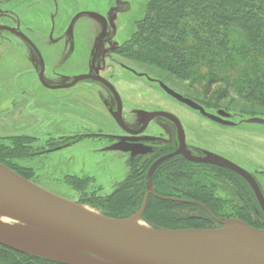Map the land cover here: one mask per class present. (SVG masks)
<instances>
[{"label":"rangeland","instance_id":"374dc122","mask_svg":"<svg viewBox=\"0 0 264 264\" xmlns=\"http://www.w3.org/2000/svg\"><path fill=\"white\" fill-rule=\"evenodd\" d=\"M145 4L146 0H0V25L19 30L34 44L44 64L46 85L62 86L91 72L117 91L124 125L137 129L150 112L174 115L183 128L187 153L205 150L250 172L259 170L262 173L255 174L264 189V125L251 122L264 120V105L251 103L233 90L221 96L223 85L206 86L207 80L197 85L112 53L133 33ZM39 69L36 55L24 41L0 32V148L10 150L15 140L21 141L26 154L8 157V162L27 172L42 189L102 215L93 206L94 199L112 193L127 179L133 163L142 165L149 148L143 142L138 156L109 148L105 135L123 133L111 116L115 101L101 84L83 79L70 88L48 89L38 79ZM184 100L224 122L208 119ZM170 128L162 119H154L139 137L159 143L158 138L172 136ZM206 177L207 187L227 211L247 203L238 183L232 188L222 179ZM74 180L85 181L86 187L74 190ZM168 186L161 199L199 205L186 197L182 184ZM145 196L136 212L120 220L137 219L146 228L159 230L142 219ZM185 211L198 213L193 208ZM227 219L237 218H214L218 228Z\"/></svg>","mask_w":264,"mask_h":264},{"label":"trees","instance_id":"16d2710c","mask_svg":"<svg viewBox=\"0 0 264 264\" xmlns=\"http://www.w3.org/2000/svg\"><path fill=\"white\" fill-rule=\"evenodd\" d=\"M111 51L197 85L204 80L206 86L223 85L221 96L233 90L251 103L264 105V0H146L145 12L133 33ZM22 145L15 140L10 150L0 148V164L29 180L27 172L7 161L8 157L26 154ZM152 162L143 161L141 166L137 165L140 162L133 163L127 179L108 196L94 199L93 206L102 215L117 220L136 212L146 193V174ZM207 174L213 178L209 181L235 176L226 169L195 164L180 156L159 164L151 178L154 191L147 197L143 221L156 229L206 230L219 227L215 217H230L253 229H264V218H254L250 205L232 206L227 211L213 189L207 187ZM173 182L182 184L187 189L186 197L199 205L161 199ZM71 187L80 191L86 182L74 180ZM187 208L197 209L198 213L184 212ZM0 264L61 263L0 244Z\"/></svg>","mask_w":264,"mask_h":264},{"label":"water","instance_id":"95a60500","mask_svg":"<svg viewBox=\"0 0 264 264\" xmlns=\"http://www.w3.org/2000/svg\"><path fill=\"white\" fill-rule=\"evenodd\" d=\"M1 31L19 37L33 50L40 63L38 79L45 88H70L83 79L101 84L109 91L116 103V110L112 114V118L125 133L132 136L141 134L150 121L158 117L166 119L175 126L178 148L174 153L155 161L148 169L144 203L148 195L153 194L151 177L156 166L175 155H180L194 163L219 165L241 176L248 182L258 206L264 214V199L255 181L246 171L212 153L205 152L203 158L189 156L185 147L184 131L174 115L165 112H150L143 115L141 127L138 130L128 129L122 122L121 99L108 81L89 72L84 76L74 78L68 84L48 86L43 81L44 64L34 44L16 29L0 25ZM183 103L211 120L217 121L219 119L218 116L205 113L202 107L189 100H184ZM218 115L226 117L223 112H219ZM251 122L264 125L262 119H251ZM112 150L129 151L130 149L116 145L112 147ZM154 196L156 195L154 194ZM178 202L191 203L187 201ZM0 212L20 225L27 224L55 234L59 240L77 248L81 256L9 241L0 236L1 245L61 264H241L215 249L191 240L186 236V233L225 239L247 249L264 264V230L250 228L237 219H227L221 222L220 228L206 230H141L129 226V220L106 217L52 194L2 164H0ZM232 225L241 229L244 237L248 239L247 243H242L233 238Z\"/></svg>","mask_w":264,"mask_h":264},{"label":"bare ground","instance_id":"6f19581e","mask_svg":"<svg viewBox=\"0 0 264 264\" xmlns=\"http://www.w3.org/2000/svg\"><path fill=\"white\" fill-rule=\"evenodd\" d=\"M12 219L0 212V236L9 241H15L39 247L43 249L59 251L74 256H81L79 251L74 246L67 244L57 238L53 233L46 232L38 227L30 226L27 224H21L19 226H11ZM128 225L137 229L151 231L146 228L139 220L132 219L128 222ZM233 238L242 242L247 243L248 239L244 237L241 229L236 226H231ZM191 240L215 249L241 264H262L256 256L251 255L244 248L234 245L222 238L195 236L194 234L186 233Z\"/></svg>","mask_w":264,"mask_h":264},{"label":"flooded vegetation","instance_id":"af4514ba","mask_svg":"<svg viewBox=\"0 0 264 264\" xmlns=\"http://www.w3.org/2000/svg\"><path fill=\"white\" fill-rule=\"evenodd\" d=\"M17 30V29H16ZM17 31H19V30H17ZM10 34V33H9ZM15 36V35H14ZM17 37V36H16ZM19 38V37H18ZM20 39V38H19ZM21 40V39H20ZM33 51V50H32ZM34 53V52H33ZM35 54V53H34ZM37 57V56H36ZM38 59V58H37ZM39 61V60H38ZM39 72V71H38ZM107 90V89H106ZM108 91V90H107ZM109 92V91H108ZM111 95V94H110ZM111 97H112V95H111ZM113 98V97H112ZM114 100V99H113ZM122 103V102H121ZM115 110H116V103H115ZM115 112V111H114ZM113 111L111 112V116H112V114L114 113ZM155 112H161V111H155ZM198 112V111H197ZM121 116H122V111H121ZM204 116V115H203ZM219 118V117H218ZM154 119H162V121L164 122V123H167V125H170L171 127H172V129H171V131L173 132L172 133V136L171 135H168V139H164V138H158V139H160V141L161 142H159V143H156V142H154V140H148V139H146L145 138V141H144V138L143 137H139V136H141L142 134H143V132L146 130H144L141 134H138V135H130V134H127V133H125L123 130H121L119 127H118V125H117V127L122 131V135H105V137H106V139L108 140V141H110L109 143H110V145L109 146H111V147H109V148H112V147H114V146H116V145H120V146H122V148H129L130 150L129 151H122V152H125V153H128V154H132V155H134V156H138L139 154H141V153H143V150H144V148H143V142H145V144L148 146V148H149V152L147 153V155L145 156V158H144V161L146 162V161H151V160H153V162L151 163V165L155 162V161H157L158 159H160V158H162V157H164V156H167V155H169V154H172V153H174L176 150H177V148H178V139H177V136H176V129H175V126L171 123V122H169V121H167L166 119H163V118H160V117H158V118H154ZM153 119V120H154ZM209 119V118H208ZM141 121H142V119H141ZM152 121V120H151ZM150 121V122H151ZM212 121H214V120H212ZM115 122V121H114ZM122 122H123V120H122ZM215 122H218V123H221V122H224V121H222L221 119H218L217 121H215ZM150 124V123H149ZM148 124V125H149ZM148 125H147V127H148ZM125 127H127L126 125H124ZM141 127V124H140V126L137 128V129H133V128H131V127H127L128 129H131V130H138L139 128ZM146 127V128H147ZM185 147H186V144H185ZM165 149H167L166 151H165ZM137 152L136 154L134 153V152ZM205 150H201V152L200 153H198V154H196V153H194V152H190V153H188L189 154V156H191V157H198V158H203V157H205ZM208 152V151H207ZM210 153V152H209ZM213 154V153H212ZM214 155H216V154H214ZM178 156H180V155H175V156H173V157H178ZM218 156V155H217ZM173 157H171V158H173ZM182 159H184V160H186L185 158H183L182 156H180ZM220 157V156H219ZM222 158V157H221ZM170 159V158H169ZM223 159H225V158H223ZM168 160V159H167ZM226 160V159H225ZM166 161V160H165ZM186 161H188V160H186ZM164 162V161H163ZM188 162H191V161H188ZM192 163H194V162H192ZM232 163V162H231ZM161 164V163H160ZM195 164H200V163H195ZM150 165V166H151ZM159 165V164H158ZM157 165V166H158ZM212 165H215V166H217V167H219V168H222V169H226V168H223V167H221V166H219V165H216V164H212ZM156 166V167H157ZM239 167V166H238ZM150 168V167H149ZM241 169H243L244 171H246L252 178H253V180L255 181V183H256V185H257V187H258V189H259V192H260V194H261V196H262V198L264 199V189L262 188V186L260 185V183H259V181H258V178H257V174H255L256 172H261V171H259V170H256L255 171V173L254 172H250L249 170H247L246 168H243V167H240ZM226 170H228V169H226ZM229 172H231V173H233L235 176H232V175H230V178H226L225 179V182H228L229 184H230V186L232 187V188H235V183H238L239 185H240V188L242 189V191H243V193H244V197L246 198V200H247V203H242V205L243 206H246L247 204H249V205H251L252 207H254V205H256V209H254L253 208V210H252V216L254 217V218H257V219H260V218H264V214H263V212L261 211V209L259 208V206H258V203H257V200H256V198H255V195H254V193H253V191H252V189L250 188V186H249V184H248V182L245 180V179H243L241 176H239L238 174H236V173H234V172H232V171H230V170H228ZM154 172V171H153ZM262 173V172H261ZM153 175V174H152ZM152 178V177H151Z\"/></svg>","mask_w":264,"mask_h":264}]
</instances>
